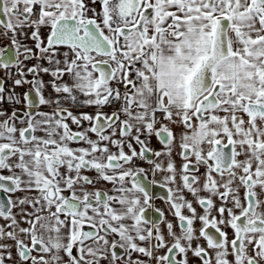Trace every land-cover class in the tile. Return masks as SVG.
Listing matches in <instances>:
<instances>
[{
  "label": "snow or ice",
  "instance_id": "6c2138e0",
  "mask_svg": "<svg viewBox=\"0 0 264 264\" xmlns=\"http://www.w3.org/2000/svg\"><path fill=\"white\" fill-rule=\"evenodd\" d=\"M0 41V264H264V0H0Z\"/></svg>",
  "mask_w": 264,
  "mask_h": 264
},
{
  "label": "flooded vegetation",
  "instance_id": "af4514ba",
  "mask_svg": "<svg viewBox=\"0 0 264 264\" xmlns=\"http://www.w3.org/2000/svg\"><path fill=\"white\" fill-rule=\"evenodd\" d=\"M4 43H7V41H0V46H3ZM157 191H158L161 195H163V193H164V190H163V189H157Z\"/></svg>",
  "mask_w": 264,
  "mask_h": 264
},
{
  "label": "crops",
  "instance_id": "0c3cea01",
  "mask_svg": "<svg viewBox=\"0 0 264 264\" xmlns=\"http://www.w3.org/2000/svg\"><path fill=\"white\" fill-rule=\"evenodd\" d=\"M157 179H159V177H157ZM157 204L161 207V208H166V206L159 200H157ZM199 226V225H197Z\"/></svg>",
  "mask_w": 264,
  "mask_h": 264
}]
</instances>
